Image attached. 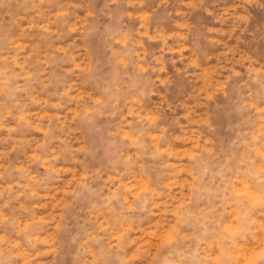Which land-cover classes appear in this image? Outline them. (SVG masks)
Returning a JSON list of instances; mask_svg holds the SVG:
<instances>
[{
	"label": "rangeland",
	"instance_id": "obj_1",
	"mask_svg": "<svg viewBox=\"0 0 264 264\" xmlns=\"http://www.w3.org/2000/svg\"><path fill=\"white\" fill-rule=\"evenodd\" d=\"M0 264H264V0H0Z\"/></svg>",
	"mask_w": 264,
	"mask_h": 264
}]
</instances>
